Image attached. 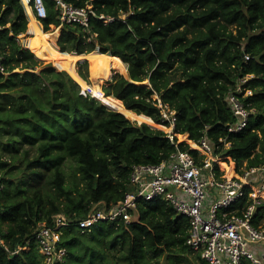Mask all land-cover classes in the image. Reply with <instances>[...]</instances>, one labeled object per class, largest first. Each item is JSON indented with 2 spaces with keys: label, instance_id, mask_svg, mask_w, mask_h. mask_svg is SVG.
Segmentation results:
<instances>
[{
  "label": "trees",
  "instance_id": "16d2710c",
  "mask_svg": "<svg viewBox=\"0 0 264 264\" xmlns=\"http://www.w3.org/2000/svg\"><path fill=\"white\" fill-rule=\"evenodd\" d=\"M65 1L92 5L87 28L62 23L55 0H45L41 21L32 14L45 33L60 28L62 51L103 53L127 63V75L117 71L99 84L104 96L122 101L124 111L83 91L65 69L43 63L26 38L23 46L19 36L32 20L21 0H0V230L9 247L0 246V264H43L36 230L61 212L71 223L62 227L67 255L57 264H79L83 257L76 249L96 228L104 235L102 247L91 249L90 264L179 261L193 251L187 244L190 221L162 198L139 200L130 223L100 220L82 231L77 222L94 203L110 207L125 198L133 188V165L158 164L177 148L200 156L184 140L198 147L206 138L228 176L236 174L235 166L264 164V0ZM75 72L83 80L76 66ZM245 77L239 94L254 112L242 130L231 131L237 118L227 96ZM158 98L176 111L174 131L187 134L183 141L128 115L169 123ZM215 171L220 174L218 162ZM246 189L230 210L242 213L253 203L252 189ZM261 220L264 201L254 215L255 224ZM118 240L126 250L111 262L102 242L113 246Z\"/></svg>",
  "mask_w": 264,
  "mask_h": 264
},
{
  "label": "built area",
  "instance_id": "2783aa9c",
  "mask_svg": "<svg viewBox=\"0 0 264 264\" xmlns=\"http://www.w3.org/2000/svg\"><path fill=\"white\" fill-rule=\"evenodd\" d=\"M30 5L38 20L47 16L45 0H30ZM55 8L62 23H79L84 28L89 25L90 15L95 14L90 4L76 7L65 0H55ZM110 20L113 18L106 21ZM245 81L246 77L241 78L227 96L237 118L231 131L242 130L254 112V109L247 108L239 94ZM250 93L252 90L246 91V94ZM158 106L162 109L164 120L169 121L172 127L167 135L174 140L176 111L163 104L159 98ZM196 148L200 153L198 157L189 150L177 148L168 159L158 164L133 165L130 173L133 188L126 193L125 198L110 207L105 202L94 203L87 216L78 219V226L85 231L92 229L100 220L130 223L133 220L131 209L136 207L139 200L162 198L178 214L189 218L187 244L208 264H244L245 261L264 264V223L254 222L256 205L264 201V164L243 167L242 170L235 166L236 174L228 176L214 155L213 145L206 138ZM215 162L220 166V174L215 171ZM247 187L252 189L249 194L253 203L242 213L230 210L246 195ZM70 223L71 219L61 212L54 215L53 224L41 223L37 228L36 239L44 256L43 264H57L65 260L67 250L60 241L62 227ZM0 246L9 250L1 230ZM21 248L18 246L15 252Z\"/></svg>",
  "mask_w": 264,
  "mask_h": 264
},
{
  "label": "rangeland",
  "instance_id": "374dc122",
  "mask_svg": "<svg viewBox=\"0 0 264 264\" xmlns=\"http://www.w3.org/2000/svg\"><path fill=\"white\" fill-rule=\"evenodd\" d=\"M29 8L30 7L26 8L27 14H28L27 17H29L33 21V18L35 19V17H34V15L32 13H34V12L32 11V7H31V10ZM29 11H30V13H29ZM29 18H28V20H29ZM31 24H32V22H31ZM29 28L30 27H29V23H28V29ZM28 29L24 33L20 34L19 41H20V43H22L23 46H25L24 45V39L26 38L27 43L32 46L33 50H35L36 49V46H35L36 44H34L32 42V39H34L35 34L33 33V31L31 29L30 30H28ZM58 32H59V34L57 36V44H58V38H59V35H60V28H58ZM50 33H52V32H50ZM38 57H40L39 59L41 61H43V63H50L51 62L53 65H56L58 69H61V67L59 66V64H55V62H58V60L48 59L47 57L44 58V57H41L39 55H38ZM118 60L119 59L114 60V58L112 56H108V55H105L103 53L101 55V53H99V54H96V55L84 54V56L83 57H80L78 59V61H75L74 66H76L78 73L83 78V82L82 83L78 81L80 83L83 91H84L85 87H87V86L90 85V86L96 87L101 92L100 88L103 87V84L108 79H111L113 77V75L117 71L118 72H121L124 75H127L128 74V66L126 65L124 67L122 65V62L120 60L119 61ZM79 62H81L84 65L83 66L82 65H79L78 64ZM114 65H116L117 67L114 66ZM81 69L88 76L87 77L88 79H85L81 75V73L79 72V70H81ZM85 84H87V85H85ZM99 84H100V88H99ZM119 110H123L124 111L123 104H122V107ZM128 115L131 118H133L134 120H136L137 122H146L149 125H151L152 127L163 129L166 132L171 131L169 129L170 126H169L168 123H155L152 120L151 117H150V120H149V119H146V118L142 117L141 115H136V114H134L132 112L129 113ZM177 134L178 133H176V135ZM186 135L185 134H182L180 136L177 135L178 140L179 141H183L184 139H186ZM184 141H187L192 148H196L194 146V143H193L194 141L193 140H192L193 142L188 141V140H184ZM221 161L222 162H227L225 160H221ZM227 163H229V162H227ZM232 163L235 164L234 161L230 162L229 164H232ZM220 166H221V164H220ZM222 169H223V167H222ZM66 170L67 171L70 170V167L68 165H66ZM225 174H226V170H225ZM262 195L264 196V194H262ZM260 222H263L264 223V220H261ZM103 235H104L103 234V230L101 228H96V229H94L93 232L87 233L85 235V240L81 244H79V246L77 245L78 247L76 249V251L78 253H80V256L83 257V259H82V261H77L76 262V260H74L73 262L74 263L76 262V263H79V264H90V258L89 257H90L91 249H92V247H95V248L102 247V244H100V241L102 240ZM90 239H92V240H90ZM94 239H97V240H94ZM108 239H111V237L109 236ZM102 243L104 245V249H105L106 253H108L109 256H110L111 262H114L115 260L116 261H119V257L126 250L125 249L126 244L121 243L119 240L113 246H110V243L109 242L107 244H104V242H102ZM114 255H115L116 258L114 257ZM67 259H68V257H67ZM171 259H172V261H171ZM163 263L164 264H204L202 262V260L199 259L198 254L196 252H194V251L189 252L186 255V257H181L179 259V261H178V259L175 256H173L171 258H168L167 257V259H164V262ZM112 264H114V263H112Z\"/></svg>",
  "mask_w": 264,
  "mask_h": 264
},
{
  "label": "bare ground",
  "instance_id": "6f19581e",
  "mask_svg": "<svg viewBox=\"0 0 264 264\" xmlns=\"http://www.w3.org/2000/svg\"><path fill=\"white\" fill-rule=\"evenodd\" d=\"M21 2L24 4L25 9L29 7V0H21ZM31 10V7L29 8ZM27 12V10H26ZM30 13V11H29ZM32 20V19H31ZM32 30L35 34L34 39H32V42L36 44V49L33 51L35 56L37 58L41 57H47L48 59H55L58 60V62H55V64H59L61 69H65L68 71L71 75H73L79 82H83L79 77H77L75 70L74 63L75 61H78L80 57H83L84 54H78L77 52H67L62 51L58 44H57V36L59 34L58 29L54 31L53 33H45L43 31L42 26L40 23L33 18L32 24L28 30ZM37 54V55H36ZM102 55V54H101ZM115 60H117L115 58ZM119 61V60H118ZM122 65L125 67L127 63H123ZM87 85V84H85ZM90 93L94 95L95 97L99 98L101 101H103L107 107L111 109H120L122 107V101L115 97L114 95L104 96L96 87L94 86H87ZM142 117L149 119L147 116L141 114ZM150 120V119H149ZM170 129L172 130V127L170 126ZM264 194V193H263Z\"/></svg>",
  "mask_w": 264,
  "mask_h": 264
},
{
  "label": "water",
  "instance_id": "95a60500",
  "mask_svg": "<svg viewBox=\"0 0 264 264\" xmlns=\"http://www.w3.org/2000/svg\"><path fill=\"white\" fill-rule=\"evenodd\" d=\"M55 67H57L56 65H54ZM84 91H87V92H89V89L87 88V87H85V89H84ZM90 93V92H89ZM125 109H127L126 107H125ZM114 110V109H113ZM128 111H130L129 109H127ZM118 111V110H117ZM120 112H123V111H120ZM133 112V111H132ZM134 120V119H133Z\"/></svg>",
  "mask_w": 264,
  "mask_h": 264
},
{
  "label": "crops",
  "instance_id": "0c3cea01",
  "mask_svg": "<svg viewBox=\"0 0 264 264\" xmlns=\"http://www.w3.org/2000/svg\"><path fill=\"white\" fill-rule=\"evenodd\" d=\"M43 25V24H42Z\"/></svg>",
  "mask_w": 264,
  "mask_h": 264
}]
</instances>
